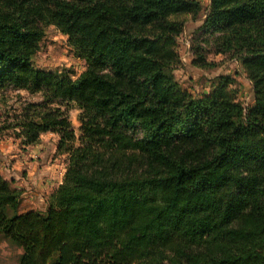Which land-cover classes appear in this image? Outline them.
Here are the masks:
<instances>
[{
  "label": "trees",
  "instance_id": "trees-1",
  "mask_svg": "<svg viewBox=\"0 0 264 264\" xmlns=\"http://www.w3.org/2000/svg\"><path fill=\"white\" fill-rule=\"evenodd\" d=\"M201 12L199 0H0V88L42 98L16 116L17 138L56 133L67 156L43 212L21 213L0 174L14 264H264V0H210L201 21L257 27L216 52H238L248 108L229 77L195 97L174 76L186 29L174 18ZM52 25L86 63L77 78L33 64ZM196 51L192 66L215 65Z\"/></svg>",
  "mask_w": 264,
  "mask_h": 264
},
{
  "label": "rangeland",
  "instance_id": "rangeland-1",
  "mask_svg": "<svg viewBox=\"0 0 264 264\" xmlns=\"http://www.w3.org/2000/svg\"><path fill=\"white\" fill-rule=\"evenodd\" d=\"M199 1L202 12L196 18L192 14L178 15L174 18L186 24L184 34L178 40L177 49L182 61L174 71V76L181 86L195 97L208 93L218 76L229 77L234 81L233 87L239 91L238 99L245 108H248L254 104V87L242 65L232 59L238 52L234 49L226 54H216V52L229 44L236 47L243 36L250 35L259 39L261 38L259 31L254 25L236 28L224 26L202 28L201 21L205 18L210 0ZM195 19L198 20L195 21ZM198 47L203 49L210 63H215L214 66L209 68L192 66L191 62L195 58ZM33 64L39 69L67 73L73 78H77L86 67L85 61L80 59L69 45L68 37L53 25L45 28V36L38 53L33 58ZM41 99L39 94L32 95L24 90L0 88V142L13 140L21 145V139L17 138L18 130L12 123L17 121L16 116L25 105L40 102ZM79 113L80 111L76 108L70 111V118L77 134H79L80 126ZM17 253L19 250L16 248L0 242V264H14Z\"/></svg>",
  "mask_w": 264,
  "mask_h": 264
},
{
  "label": "crops",
  "instance_id": "crops-1",
  "mask_svg": "<svg viewBox=\"0 0 264 264\" xmlns=\"http://www.w3.org/2000/svg\"><path fill=\"white\" fill-rule=\"evenodd\" d=\"M58 142L59 135L52 132L43 133L34 145L0 142V174L21 192V213L45 211L49 197L62 184L67 156L57 153Z\"/></svg>",
  "mask_w": 264,
  "mask_h": 264
},
{
  "label": "built area",
  "instance_id": "built-area-1",
  "mask_svg": "<svg viewBox=\"0 0 264 264\" xmlns=\"http://www.w3.org/2000/svg\"><path fill=\"white\" fill-rule=\"evenodd\" d=\"M187 43H188V41H187Z\"/></svg>",
  "mask_w": 264,
  "mask_h": 264
}]
</instances>
